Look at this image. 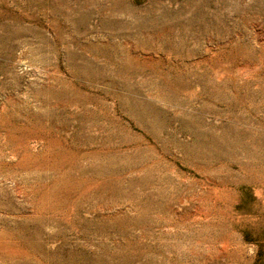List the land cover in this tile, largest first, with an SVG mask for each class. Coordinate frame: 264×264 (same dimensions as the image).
<instances>
[{"label":"rangeland","instance_id":"rangeland-1","mask_svg":"<svg viewBox=\"0 0 264 264\" xmlns=\"http://www.w3.org/2000/svg\"><path fill=\"white\" fill-rule=\"evenodd\" d=\"M0 264H264V0H0Z\"/></svg>","mask_w":264,"mask_h":264}]
</instances>
